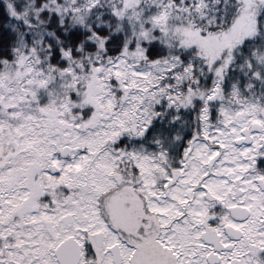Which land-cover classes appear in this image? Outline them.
Here are the masks:
<instances>
[{
  "label": "snow or ice",
  "instance_id": "6c2138e0",
  "mask_svg": "<svg viewBox=\"0 0 264 264\" xmlns=\"http://www.w3.org/2000/svg\"><path fill=\"white\" fill-rule=\"evenodd\" d=\"M0 264H264V0H0Z\"/></svg>",
  "mask_w": 264,
  "mask_h": 264
}]
</instances>
